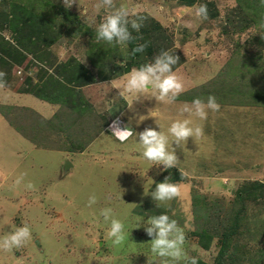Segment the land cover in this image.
<instances>
[{
	"label": "rangeland",
	"instance_id": "obj_1",
	"mask_svg": "<svg viewBox=\"0 0 264 264\" xmlns=\"http://www.w3.org/2000/svg\"><path fill=\"white\" fill-rule=\"evenodd\" d=\"M33 1L53 27L51 52L59 55L61 51L69 63L85 58L90 69L96 68L95 75L102 76L117 51V45L96 39V28L110 9L97 12L98 0H74L71 6V0L66 4L64 0ZM127 1L128 6L124 0L114 3L127 9L129 19L136 18L131 11L137 3L159 2L168 12L175 10L168 0ZM200 4L207 5L205 20L195 16ZM7 5V0H0V10H7ZM184 10L173 17L188 18V26L172 19L166 32L172 41L169 51L179 57L175 72L184 88L174 104L141 94L132 102L139 112L121 113L111 122H107L109 111L99 109L83 115L57 112L47 122L28 111L13 110L12 125L36 149L85 151L100 168L79 165L72 169L69 163L59 172L57 155L13 154L8 143L2 144L0 130V235L22 224L29 225L32 233L23 247L0 252V264H177L151 252L143 229L148 219L134 213L146 201L155 205L150 194L155 183L167 176L178 184L180 194L159 208L183 229L184 248L197 257V264H264V6L260 0H197L193 9ZM0 35L11 41L9 33ZM34 59L26 55L23 60L17 57L19 64H8L13 68L8 87L19 89L26 85V78L43 76L45 66ZM107 87L98 85L91 95L111 106L118 101L117 94ZM208 95L216 97L220 110L209 111L204 121L193 118L203 125V136L189 138L176 148L174 168L162 170V165L145 159L135 135L128 148L110 144L107 129L117 119L123 125L124 117L132 122L134 116L138 132L152 127L167 134L173 120L188 118L180 115L183 102ZM94 137L101 141L89 147ZM22 174L26 175L17 186L14 181ZM28 182L35 190L25 189ZM92 195L97 203L89 207ZM103 208H111L113 218L124 225L125 240L118 246L107 237L110 221L100 215Z\"/></svg>",
	"mask_w": 264,
	"mask_h": 264
},
{
	"label": "clouds",
	"instance_id": "obj_2",
	"mask_svg": "<svg viewBox=\"0 0 264 264\" xmlns=\"http://www.w3.org/2000/svg\"><path fill=\"white\" fill-rule=\"evenodd\" d=\"M73 2L74 0H71L68 6H71ZM64 3H68V0H64ZM260 3L264 6V0H260ZM103 8H108L110 11L97 26L96 39L105 41L108 44L121 46L125 57H127V45L134 39L129 26L132 30L138 32L143 27V23L138 19H129L127 9L123 6L116 7L114 0H98L95 4V9L99 12ZM195 16L200 20L207 19V5L200 4L195 9ZM262 24H264V18H262ZM143 49L144 45H139L134 51L141 52ZM178 61L179 57L170 51H160L151 61L132 68L124 74L120 86L122 93L135 97L137 100H139L141 94H145V98H154L159 103L174 104L184 90L180 77L173 70V66ZM5 77L6 73L0 71V89L7 87ZM220 107L214 95H208L206 99L196 97L191 102H183L180 108V115L183 117L187 114L188 118L173 120L167 130V134L152 127H145L142 131L135 133L130 127L121 128L119 126L121 124L116 122L119 121L118 119L110 124L111 130H109V126L107 130L122 143L135 134L138 137V143L143 149L142 156L153 162L154 165H162V170H168L176 166L178 160L176 148L182 142L185 145L189 138L203 136V125L195 123L193 118L204 121L208 118L209 111L213 113L219 112ZM169 136L172 137L171 142L169 141ZM173 144L176 147H173ZM24 175L26 174H22L14 181L17 186L23 181ZM152 182L154 183L153 180ZM25 189L35 190V185L28 182L25 185ZM179 194L180 188L178 184L169 182V177L167 176L162 182L155 183V189L150 195L155 202V206L159 207L161 204L177 198ZM108 199H110V196ZM96 203L97 197L95 195L90 196L88 206L91 207ZM100 215L105 222L110 221V226L107 230L108 239L112 241L113 245L122 244L125 240L123 223L119 219L113 218L111 208L101 209ZM143 229L150 238L147 243L150 244V250L153 254L169 258L177 262V264L181 261L184 264H197V257L190 256L184 248L186 237L183 229L176 220L171 219L167 214L149 217ZM31 235L29 225H13L9 231H5L3 235H0V252L7 253L13 251V249L23 247L25 242L30 240Z\"/></svg>",
	"mask_w": 264,
	"mask_h": 264
},
{
	"label": "crops",
	"instance_id": "obj_3",
	"mask_svg": "<svg viewBox=\"0 0 264 264\" xmlns=\"http://www.w3.org/2000/svg\"><path fill=\"white\" fill-rule=\"evenodd\" d=\"M169 3H173L175 6V10L167 11L166 8L163 6V3H146L147 5H141L139 3L135 4L136 8H133L131 13L136 14V18L138 20H141L143 23V27L137 32L135 30H132L129 26V30L132 32V36L134 37L133 40H131L127 45V57H125L124 52L121 49V46L117 45V51L114 55V58L109 64H106L105 71L102 73V76H96L95 72L97 71L96 68H89L85 63L87 60L85 58H79L76 59V62L83 67L86 71L90 72L93 75L94 82L88 85H83L80 87H75L74 94H75V101L73 104H69L65 101V99L62 97L61 93L58 95V97H54V101H48L47 99H41L40 97H37L35 93L33 92L35 89H33L30 86H34L35 84H39L41 81L47 80V78H50L51 80H57L59 83L58 88L63 90L62 87L65 88H73L71 86H68L64 83H62L61 75H58V72L62 70L63 65L68 61L67 55H62V52L60 51L59 55L53 54L51 51L52 47L54 46L53 40H51L52 36L49 37L50 43L46 47H42L40 44V49L37 50V52H33L32 55L28 54L30 56L34 55V60L43 64L45 67L43 76H39L37 78H29L30 86L27 87V85L23 86L19 89H12L10 87H6L3 89H0V130H1V138L6 144L8 143V146L10 149H13L14 153L16 155L22 156L24 153H27L28 155H33V157H37L40 155V153H44V155H57L58 159H56V164H60V166H57V169L59 172L64 171V164L67 162L68 164L71 163L72 169L76 168L77 166L81 165H97L93 162H90V156L85 151H77L75 152H68L64 149H36L33 146L32 141L22 135L11 123V118L13 110H24L28 111L33 115H37L40 117V119L45 120L46 122L51 119L52 116H56L55 114L57 112H66L67 110H70L71 112L75 114H85L87 111H94V110H106L109 111L110 114L108 116L110 117L107 122H111L113 118H117L121 116L120 114L123 113L124 115L128 114L131 110H136L135 112H139L138 109H136V104H133L132 102L134 97L129 96L128 94H123L120 86L122 79L124 77V74L130 71L132 68L139 67L140 65L149 62L152 60V58L158 54L162 50H170L172 47V41L170 36L167 35V28L171 26L172 19L175 20L176 23H181L183 26H188L190 23V20L188 18L182 17V18H175L173 17V13H178L181 11V9L185 10H191L193 9L194 5L197 3V0H168ZM124 3L128 6V1L124 0ZM210 6V5H209ZM138 7V8H137ZM184 10V11H185ZM167 11V13H165ZM0 12H4L5 10H0ZM171 12V13H170ZM169 15L171 17L169 18ZM214 15V14H213ZM169 20H172L171 22ZM5 28V27H4ZM0 32H7L10 34V38L13 36V34L8 29H0ZM166 34V35H165ZM1 36V35H0ZM2 37V36H1ZM3 38V37H2ZM4 39V38H3ZM6 40V39H4ZM144 45V49L141 52H136L134 49L139 46ZM182 55V52H180ZM36 62V63H37ZM178 65V64H177ZM173 67V70L175 71L176 66ZM7 66L0 68V71H3L6 73V81L7 83L11 79V72H13V68L10 69ZM27 79V78H26ZM36 81V82H35ZM101 85L102 87H111L113 91L116 90L115 95L117 94L118 101L113 103L111 106L105 104V100L100 102L96 98H94L92 95L95 94V90H97V86ZM107 87V88H108ZM28 89H33V91H27ZM95 89V90H94ZM115 89V90H114ZM87 91V92H86ZM64 92V91H63ZM48 93V98L52 99V95H50V91ZM92 94V95H91ZM112 95V94H111ZM113 97V95H112ZM106 99H109L107 97ZM10 108L9 112H6V109ZM87 109V110H86ZM133 115V114H132ZM134 115H138V113H134ZM131 116V115H130ZM134 116H131V121H128L127 118H123L124 124L119 125L121 128L127 126L130 127L134 132H138L135 127V120ZM108 123L105 125H100V128H104ZM133 124V126H132ZM64 126V124H63ZM59 127L62 128V124H59ZM57 128V127H56ZM108 131V130H107ZM109 132V131H108ZM110 133V132H109ZM112 135V133H110ZM133 134L132 137H130L125 142L118 141L115 137H111L110 144L112 145H122L130 147L128 142L133 139L135 136ZM95 138V137H94ZM89 142V147H95L96 143L100 142L101 139H94ZM1 143H0V151H1ZM4 148H8L6 145H4ZM91 149V148H90ZM37 150V151H36ZM82 150V149H81ZM13 151H10L11 153ZM91 151V150H90ZM49 152V153H48ZM39 153V154H38ZM68 155V156H66ZM91 155V154H90ZM130 155V153H129ZM93 156V155H92ZM66 157V158H65ZM69 158L73 160L69 162ZM62 160V162L57 163L58 160ZM68 159V160H67ZM76 159V162L74 160ZM127 159V158H125ZM64 161V162H63ZM119 166H123V164H119ZM128 165H125L123 167L124 170H127ZM53 167L54 173L56 170ZM97 167V166H95ZM120 167V169H121ZM98 168V167H97ZM100 168V167H99ZM98 168V170H99ZM108 168V166H107ZM127 168V169H126ZM75 171V170H74ZM74 171L67 173L66 180L73 175ZM3 173V171H2ZM0 173V174H2ZM127 174V172H124ZM121 177V175H120ZM53 178H56V175L53 174ZM65 178V177H64ZM127 179L122 174V181ZM55 180V179H53ZM58 182V181H54ZM54 186V185H51ZM136 205V204H135ZM136 211H134L135 215L137 216H144L147 219L154 215L163 214L162 210L159 207H156L153 205V203H148L147 201L143 204L142 207H135ZM131 210V208H130Z\"/></svg>",
	"mask_w": 264,
	"mask_h": 264
},
{
	"label": "trees",
	"instance_id": "obj_4",
	"mask_svg": "<svg viewBox=\"0 0 264 264\" xmlns=\"http://www.w3.org/2000/svg\"><path fill=\"white\" fill-rule=\"evenodd\" d=\"M7 2L5 13L0 12V29H8L13 36L10 42L0 37V68L5 66L10 68L11 65L9 67L8 64H12V66L16 63L19 64L17 57L18 60H23L24 56L32 55L33 52L35 53L40 49V44L43 48L46 47L51 42L49 37L53 34V27L46 20V15L36 11L35 1L25 0L20 2L16 0L14 2L13 0H7ZM51 40L53 39L51 38ZM3 57H7L6 60ZM58 75H61L62 83L73 88L62 87L63 90L60 91L58 88L60 82L50 78L30 86L27 78L25 80L27 87L30 86L35 89L33 91V89L27 88V91H33L37 97L48 101H54V97H58L61 93L67 103L73 104L75 101L73 89L94 82L93 75L76 62H66ZM48 91L51 92L52 99L47 97Z\"/></svg>",
	"mask_w": 264,
	"mask_h": 264
},
{
	"label": "water",
	"instance_id": "obj_5",
	"mask_svg": "<svg viewBox=\"0 0 264 264\" xmlns=\"http://www.w3.org/2000/svg\"><path fill=\"white\" fill-rule=\"evenodd\" d=\"M67 167H69V164L67 163V162H65V164H64V169H66Z\"/></svg>",
	"mask_w": 264,
	"mask_h": 264
}]
</instances>
